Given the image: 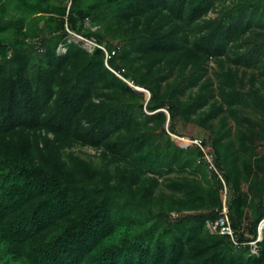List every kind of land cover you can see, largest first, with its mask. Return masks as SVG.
Here are the masks:
<instances>
[{
	"label": "trees",
	"instance_id": "1",
	"mask_svg": "<svg viewBox=\"0 0 264 264\" xmlns=\"http://www.w3.org/2000/svg\"><path fill=\"white\" fill-rule=\"evenodd\" d=\"M263 148L264 0H0V264H264Z\"/></svg>",
	"mask_w": 264,
	"mask_h": 264
},
{
	"label": "built area",
	"instance_id": "2",
	"mask_svg": "<svg viewBox=\"0 0 264 264\" xmlns=\"http://www.w3.org/2000/svg\"><path fill=\"white\" fill-rule=\"evenodd\" d=\"M86 25H88V22L86 23ZM66 31L70 35L68 42L73 41L75 43L80 44L81 47L84 50H86V52H88L89 54H92L95 49L102 51L104 53V64H105V66L107 67V69L114 72L108 66L107 61H108V59H110L111 57H113L116 54L115 50L108 52L105 45L99 44L93 38H87V37H84L83 35L76 34L74 32L69 31L67 28H66ZM65 51H66V48L63 45H60L57 49V53L59 55L65 53ZM187 141L189 142L190 146H196L200 149V151L203 154L202 161L208 165V168L210 170H213L217 174L218 179L220 180L221 185H222V189L220 192L221 208L218 211L217 219L213 223L207 224L208 229L210 230L211 233H215V234H218L220 236L229 237L231 243L234 246L238 247L241 245H245V244H242L238 241L237 234L235 233V231L233 230V228L231 226V222H230V218H229V211H228V207H227V203H226V201H227V188H226V185H225L221 175L218 173V171L214 167L212 159L208 155V151L202 147V141L197 139V138L192 139V140H187ZM262 152L264 153V148L262 149ZM262 223H264V219L260 222L259 225H261ZM258 242H259V240L257 237V239L255 241H252V242H249L246 244V245L250 246L251 254L257 253V251H258L257 243Z\"/></svg>",
	"mask_w": 264,
	"mask_h": 264
},
{
	"label": "crops",
	"instance_id": "3",
	"mask_svg": "<svg viewBox=\"0 0 264 264\" xmlns=\"http://www.w3.org/2000/svg\"><path fill=\"white\" fill-rule=\"evenodd\" d=\"M229 127L232 129V131L235 130V127L232 123H229ZM176 130L178 131V135H174V136L184 140H192L195 138L197 139L200 138L201 140L204 141L209 136L208 131L201 129L192 124L182 125L180 122H178L176 125Z\"/></svg>",
	"mask_w": 264,
	"mask_h": 264
},
{
	"label": "water",
	"instance_id": "4",
	"mask_svg": "<svg viewBox=\"0 0 264 264\" xmlns=\"http://www.w3.org/2000/svg\"><path fill=\"white\" fill-rule=\"evenodd\" d=\"M130 87L133 88L134 92L138 95H142L144 96L146 94L147 96V100L149 99L150 97V94L147 90H145L143 87H137V86H133L131 84H129ZM160 112H165L164 110H160ZM168 115H167V122L165 124V127L167 128L168 127ZM171 139L175 142V144L178 146V147H181V148H189L190 147V144L187 140H184V139H180V138H177L176 136L172 135V134H169ZM257 233H258V240L259 242L262 240L263 238V235H264V223H262L261 225L258 226V229H257Z\"/></svg>",
	"mask_w": 264,
	"mask_h": 264
},
{
	"label": "rangeland",
	"instance_id": "5",
	"mask_svg": "<svg viewBox=\"0 0 264 264\" xmlns=\"http://www.w3.org/2000/svg\"><path fill=\"white\" fill-rule=\"evenodd\" d=\"M144 97H145V99L147 98L146 94L144 95ZM146 100H147V99H146ZM172 135H174V134H172ZM198 139L201 140L200 138H198ZM81 152H82L83 154H86V155H92V154H93V151L90 150V149H82Z\"/></svg>",
	"mask_w": 264,
	"mask_h": 264
}]
</instances>
